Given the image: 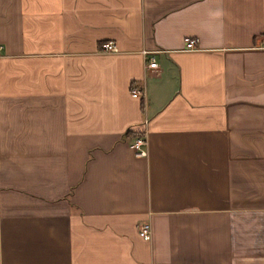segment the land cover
<instances>
[{"label":"crops","instance_id":"0c3cea01","mask_svg":"<svg viewBox=\"0 0 264 264\" xmlns=\"http://www.w3.org/2000/svg\"><path fill=\"white\" fill-rule=\"evenodd\" d=\"M0 49V264H264V0H0Z\"/></svg>","mask_w":264,"mask_h":264},{"label":"built area","instance_id":"2783aa9c","mask_svg":"<svg viewBox=\"0 0 264 264\" xmlns=\"http://www.w3.org/2000/svg\"><path fill=\"white\" fill-rule=\"evenodd\" d=\"M185 51L193 52L196 51V42L193 40H186L185 42ZM102 52L105 54H113L116 53L117 50L112 43L105 44L102 47ZM146 55V54H145ZM0 56H1V49H0ZM146 68L150 70H157V63L155 62L154 58L147 59ZM130 96L132 98H143L144 92L141 88L133 86L130 89ZM144 125H147V122H144ZM130 148L135 152L137 157H146L147 156V137L145 132L141 135H138L130 144ZM138 236L144 242L151 241V226L150 224H142L137 228Z\"/></svg>","mask_w":264,"mask_h":264}]
</instances>
